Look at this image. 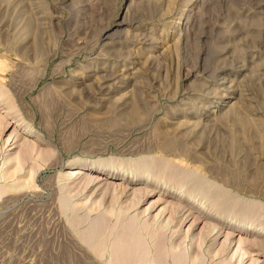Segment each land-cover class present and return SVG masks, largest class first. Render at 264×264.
Segmentation results:
<instances>
[{"label":"rangeland","instance_id":"374dc122","mask_svg":"<svg viewBox=\"0 0 264 264\" xmlns=\"http://www.w3.org/2000/svg\"><path fill=\"white\" fill-rule=\"evenodd\" d=\"M0 62L1 90L45 139L26 137L33 163L7 168L0 264H101L61 197L92 216L126 199L111 190L102 206L93 183L62 192L76 161L166 159L264 221V0H0ZM147 188L142 210L160 196Z\"/></svg>","mask_w":264,"mask_h":264},{"label":"bare ground","instance_id":"6f19581e","mask_svg":"<svg viewBox=\"0 0 264 264\" xmlns=\"http://www.w3.org/2000/svg\"><path fill=\"white\" fill-rule=\"evenodd\" d=\"M3 68L0 62V71ZM7 99L0 88V107L5 111V117L0 120V134L15 125L4 142L10 140V143L0 147V197L6 192L2 182L8 176L7 168L16 164L18 171L14 173H17L33 160L34 145L26 137L33 138L37 147L45 144L39 132L13 109L12 99ZM47 153L39 152L41 156ZM133 159L111 157L97 159L89 165L76 161L72 164L79 167L60 174L64 183L60 187L62 192L73 190L76 195L80 187L83 190L93 183L92 190L102 206L108 203L111 190L125 196V207L115 209L110 204L112 215L103 211L94 216L72 204L66 194L61 197L62 210L69 214L70 228L101 264H264V259L260 260L264 258V221L259 205L228 195L166 159L154 156ZM30 169L32 175V165ZM92 173L106 177L99 179ZM116 179L121 181L118 186L113 181ZM147 187L160 191V196L142 210L139 206L144 202ZM158 203H164L159 213L167 212L164 220H160L159 214H149ZM188 220L191 222L183 233V224ZM198 223L202 226L194 235L193 228ZM232 244L235 248L229 254Z\"/></svg>","mask_w":264,"mask_h":264}]
</instances>
